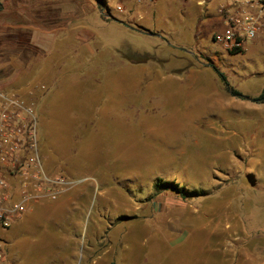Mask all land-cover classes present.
Wrapping results in <instances>:
<instances>
[{
  "label": "rangeland",
  "instance_id": "1",
  "mask_svg": "<svg viewBox=\"0 0 264 264\" xmlns=\"http://www.w3.org/2000/svg\"><path fill=\"white\" fill-rule=\"evenodd\" d=\"M215 1L0 0V88L33 91L74 181L0 230V264H264V36L227 52Z\"/></svg>",
  "mask_w": 264,
  "mask_h": 264
},
{
  "label": "built area",
  "instance_id": "2",
  "mask_svg": "<svg viewBox=\"0 0 264 264\" xmlns=\"http://www.w3.org/2000/svg\"><path fill=\"white\" fill-rule=\"evenodd\" d=\"M214 11L221 31L213 41L226 51L242 50L264 36V0H216ZM73 185L72 179L44 166L33 91L0 88V230L11 228L41 202L57 201ZM2 250L0 241V261Z\"/></svg>",
  "mask_w": 264,
  "mask_h": 264
},
{
  "label": "trees",
  "instance_id": "3",
  "mask_svg": "<svg viewBox=\"0 0 264 264\" xmlns=\"http://www.w3.org/2000/svg\"><path fill=\"white\" fill-rule=\"evenodd\" d=\"M37 22V21H36ZM33 23V25H37V23ZM32 25V23L30 24ZM138 30H142L143 28L138 26L137 28ZM213 39V37H212ZM168 40V39H167ZM179 52L183 53V54H188L186 51H183L182 49H178ZM242 50H238V51H227V52H234V53H239L241 52ZM188 55H191V54H188ZM193 57V56H192ZM207 67H210L215 73L216 75L219 77V79L221 80V82L223 83V85L226 87V89L230 92V95L231 96H237L239 97V93L233 89H231L228 85V82L225 78V76L220 73L217 68L215 66H211L209 64H205ZM36 100V99H35ZM256 102L258 103H264V90L262 91L261 95L259 96V98H257L255 100ZM40 153H41V156H42V151H41V148H40ZM45 166V164H44ZM50 166V165H49ZM46 168V166H45ZM47 170V169H46ZM48 171V170H47ZM49 172V171H48ZM155 192H161V191H169V190H172V191H178L181 193L182 196H185V193H182L181 191H183L177 183H174V182H168V181H162V180H157L155 183H154V186H153ZM196 195H203V190H198V191H195L194 192ZM110 264H115L114 262H111Z\"/></svg>",
  "mask_w": 264,
  "mask_h": 264
},
{
  "label": "crops",
  "instance_id": "4",
  "mask_svg": "<svg viewBox=\"0 0 264 264\" xmlns=\"http://www.w3.org/2000/svg\"><path fill=\"white\" fill-rule=\"evenodd\" d=\"M204 22H205V20L203 21V24H204ZM203 27V26H202ZM45 91V90H44ZM44 91L43 90H41V91H39V95H38V107H39V105H40V102H41V99L43 98V95H45V93H44ZM24 220V218L23 219H20L17 223H16V225H14L13 227H11L10 229H13V228H16V226H18L19 224H21V222Z\"/></svg>",
  "mask_w": 264,
  "mask_h": 264
},
{
  "label": "water",
  "instance_id": "5",
  "mask_svg": "<svg viewBox=\"0 0 264 264\" xmlns=\"http://www.w3.org/2000/svg\"><path fill=\"white\" fill-rule=\"evenodd\" d=\"M140 32H142V33H144V34H147V35H149V36H152L153 35V33L152 32H150V31H147V30H144V29H142V30H139Z\"/></svg>",
  "mask_w": 264,
  "mask_h": 264
}]
</instances>
